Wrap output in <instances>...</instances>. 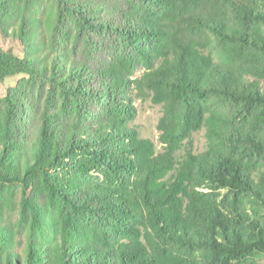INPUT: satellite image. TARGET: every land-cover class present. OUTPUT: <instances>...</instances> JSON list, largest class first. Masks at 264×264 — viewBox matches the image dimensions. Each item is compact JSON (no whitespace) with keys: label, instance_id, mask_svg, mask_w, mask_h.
Masks as SVG:
<instances>
[{"label":"trees","instance_id":"obj_1","mask_svg":"<svg viewBox=\"0 0 264 264\" xmlns=\"http://www.w3.org/2000/svg\"><path fill=\"white\" fill-rule=\"evenodd\" d=\"M70 19L82 55L59 41ZM0 37L23 48L0 47V87L48 82L72 111L58 124L19 86L0 96V264L264 255V0H0ZM135 90L163 109L161 153L131 127ZM204 184L227 193L222 203ZM16 188L13 224L4 210ZM44 194L59 212L43 203L38 220L27 209Z\"/></svg>","mask_w":264,"mask_h":264},{"label":"rangeland","instance_id":"obj_2","mask_svg":"<svg viewBox=\"0 0 264 264\" xmlns=\"http://www.w3.org/2000/svg\"><path fill=\"white\" fill-rule=\"evenodd\" d=\"M74 21L70 19L68 21V26L63 27L61 37L59 41L62 42H69L71 43L72 47L76 45L79 54H81V49H83L82 42H77L75 38L71 41V32H74ZM0 47L3 49H11L17 55H22L23 48L21 44L13 39L2 38L0 37ZM142 72H137L136 76L140 77ZM19 86V94L21 91H24L28 94V98L25 101L31 103V105L35 108L37 114L41 117H44L45 114H50V118L55 121V123H64L66 121H72V111L70 106H66L63 104L62 96L60 91L57 87L51 85L48 82L43 81H36L32 82L28 76L26 75H18L12 78L6 79L0 87V96L2 98L6 97L7 92L11 89L16 88ZM138 91L135 90L134 92V106L137 109V117L134 122L131 124V127H135L143 138L151 140L155 146L158 153L163 152V144L160 140L161 131L158 128L159 122L163 117V109L161 106L156 105L153 103L152 94L145 92V95L137 94ZM56 126V125H55ZM60 126V125H59ZM58 128V126L56 127ZM206 131L202 130L193 136L194 148L195 153L204 152L206 149ZM183 152L178 154V157L182 156ZM56 171H53L51 174H55ZM57 173V172H56ZM13 187H5L2 191L1 200L4 202L8 196H10ZM43 189V187H42ZM200 191L215 195L219 203L226 198L227 193L223 190H216L214 187L208 184H204L199 188ZM30 192V191H29ZM29 192H27L26 198H31ZM34 197V196H33ZM37 202L35 203V198L32 202V209L28 208L27 211H33L37 218L40 219L43 213H48L46 211L41 210L39 207H43V203H46L48 209L53 211L54 213L59 212V205L57 207H53L51 204V198L47 195H43L40 197H36ZM250 207V204L247 205V208ZM22 208V195L21 189H15V200L11 206H8L5 211L6 220L9 222L16 224L20 218V211ZM251 215L253 213L251 210L249 211ZM34 217V216H32ZM258 219H260L264 223V212H260L258 214ZM40 226L36 227L38 230ZM25 235L21 237V239L26 242ZM24 247L25 243L23 244ZM200 263L204 264V259L201 257ZM242 264H264V255L258 254L253 256L251 259L244 261Z\"/></svg>","mask_w":264,"mask_h":264}]
</instances>
